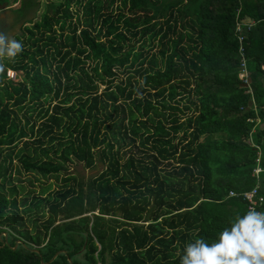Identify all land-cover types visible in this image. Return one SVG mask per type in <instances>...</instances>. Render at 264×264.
Returning <instances> with one entry per match:
<instances>
[{
  "label": "trees",
  "instance_id": "trees-1",
  "mask_svg": "<svg viewBox=\"0 0 264 264\" xmlns=\"http://www.w3.org/2000/svg\"><path fill=\"white\" fill-rule=\"evenodd\" d=\"M30 1L0 70V264H180L246 213L230 190L258 183L264 211V0ZM72 159L104 168L25 191Z\"/></svg>",
  "mask_w": 264,
  "mask_h": 264
},
{
  "label": "clouds",
  "instance_id": "clouds-1",
  "mask_svg": "<svg viewBox=\"0 0 264 264\" xmlns=\"http://www.w3.org/2000/svg\"><path fill=\"white\" fill-rule=\"evenodd\" d=\"M23 50L22 41L0 31V70L5 62H15ZM177 255L180 264H264V211L249 207L220 231L214 242L197 238Z\"/></svg>",
  "mask_w": 264,
  "mask_h": 264
},
{
  "label": "rangeland",
  "instance_id": "rangeland-1",
  "mask_svg": "<svg viewBox=\"0 0 264 264\" xmlns=\"http://www.w3.org/2000/svg\"><path fill=\"white\" fill-rule=\"evenodd\" d=\"M11 3H6V4L2 3L0 9L3 8L4 5L11 4ZM32 4H34V3H32ZM39 13L40 12H38L37 15H39ZM13 70L16 73L14 81L16 82V81L21 80L23 78V70L22 69H18V70L13 69ZM101 87H103V85H101ZM127 148H128V146H125L123 149H127ZM64 165H65L64 166L65 168H62V170L59 172L58 178L55 176H52V175L44 177L41 174H37V173H33V172H28V173L22 172V173H20L19 176L22 179H25L24 180L25 191H27L26 189H28V190L30 189L31 194L45 195L51 189H55L59 185L63 184V180H62L63 176L72 174L77 178L78 181H80L82 183H86L90 178H92L94 175L99 173L104 168V164L100 161H97L95 163V165L92 167H86L83 164V162L77 161L75 159L68 160ZM17 166H18V161L16 159H14L12 168H17ZM28 179H30L33 184H30ZM43 187H44V191L42 190ZM45 187H46V189H45ZM18 196H20V194Z\"/></svg>",
  "mask_w": 264,
  "mask_h": 264
},
{
  "label": "built area",
  "instance_id": "built-area-1",
  "mask_svg": "<svg viewBox=\"0 0 264 264\" xmlns=\"http://www.w3.org/2000/svg\"><path fill=\"white\" fill-rule=\"evenodd\" d=\"M254 24V21L251 19H240L237 18L235 21V28H234V34L238 41V52L240 54V78L247 82L248 79V73L246 69V57H245V47H244V39L246 37L247 32L251 29L252 25ZM15 71L13 69H7L6 70V76L9 79L14 80L15 79ZM264 171V166L261 163V152L258 151L256 158H255V165L253 167L252 173L255 176H258L261 172ZM259 184H255L252 188L242 191L240 193H237L233 190L229 191L230 195H241V197L246 201L247 208L249 207H257L262 203L263 197L258 193Z\"/></svg>",
  "mask_w": 264,
  "mask_h": 264
},
{
  "label": "flooded vegetation",
  "instance_id": "flooded-vegetation-1",
  "mask_svg": "<svg viewBox=\"0 0 264 264\" xmlns=\"http://www.w3.org/2000/svg\"><path fill=\"white\" fill-rule=\"evenodd\" d=\"M4 1L3 4H6ZM2 3H0L1 7ZM40 4L30 0H14L0 9V31L18 39L28 20H33L39 11ZM32 15V16H31Z\"/></svg>",
  "mask_w": 264,
  "mask_h": 264
},
{
  "label": "water",
  "instance_id": "water-1",
  "mask_svg": "<svg viewBox=\"0 0 264 264\" xmlns=\"http://www.w3.org/2000/svg\"><path fill=\"white\" fill-rule=\"evenodd\" d=\"M246 85V84H245ZM4 234L6 235V232H4ZM14 248V247H13ZM70 264H72V262H70Z\"/></svg>",
  "mask_w": 264,
  "mask_h": 264
}]
</instances>
